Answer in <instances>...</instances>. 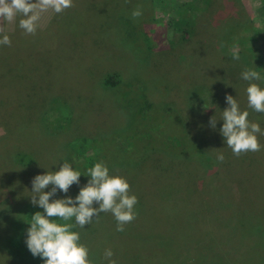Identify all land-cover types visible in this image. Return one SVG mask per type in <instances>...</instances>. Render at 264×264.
<instances>
[{"label": "rangeland", "instance_id": "rangeland-1", "mask_svg": "<svg viewBox=\"0 0 264 264\" xmlns=\"http://www.w3.org/2000/svg\"><path fill=\"white\" fill-rule=\"evenodd\" d=\"M145 1L73 0L62 13H41L34 35L19 27V14L3 22L0 35L15 37L0 50L9 47L13 56L26 47L20 34L34 46L0 57V264H44L29 257L19 236L43 211L31 203L33 178L65 161L82 174L80 184L51 199L75 198L101 161L138 198L137 216L123 232L111 212L75 225L91 264H110L108 249L115 264H264V230L254 232L264 228V135L257 134L260 151L237 157L220 132L226 95L244 105L250 83L264 89L242 79L259 58L228 47L231 29L255 19L261 1L231 2L233 13L219 0L180 45L167 23L150 21ZM137 8L142 15L133 19ZM256 43L253 53L264 56V39ZM224 48L232 54L227 62ZM259 118L248 115L264 131ZM81 137L96 141L91 164L69 149Z\"/></svg>", "mask_w": 264, "mask_h": 264}, {"label": "clouds", "instance_id": "clouds-1", "mask_svg": "<svg viewBox=\"0 0 264 264\" xmlns=\"http://www.w3.org/2000/svg\"><path fill=\"white\" fill-rule=\"evenodd\" d=\"M73 0H0V33L5 32L3 22L12 21L18 14L19 27L27 34H35L41 13L51 9L62 13L72 7ZM142 15L139 8L132 12V18ZM0 45H11L7 34L0 39ZM239 60V55L234 54ZM242 79L246 81L260 80L261 76L255 70H245ZM248 106L258 113H264V89L256 83L247 87ZM228 107L222 113L223 127L220 129L226 145L237 157L249 151L261 150L257 134L264 135L260 125L249 122L248 111H241L237 100L230 94L226 95ZM217 120L214 116L210 125L215 129ZM217 160L223 162L224 155L219 154ZM81 173L73 169V165L65 161L58 171L47 172L33 178L31 203L39 205L42 212L31 216V227L27 229L26 244L34 257H40L44 264H91L89 249L80 243V234L73 231L75 225L84 228L90 225L93 218L99 219L101 213L111 212L117 221V231L123 232L125 225L131 223L137 216L135 205L138 198L130 194V184L120 175H111L108 166L97 162L87 170L85 176L90 177L87 184L80 188L79 194L73 198L51 199L58 191L67 194L73 184H80ZM51 185V191H45ZM38 197V199H37ZM51 200V202H50ZM95 205H98L95 206ZM56 218L72 223H58ZM29 223V222H28ZM113 252L105 251V258L110 264Z\"/></svg>", "mask_w": 264, "mask_h": 264}, {"label": "trees", "instance_id": "trees-1", "mask_svg": "<svg viewBox=\"0 0 264 264\" xmlns=\"http://www.w3.org/2000/svg\"><path fill=\"white\" fill-rule=\"evenodd\" d=\"M218 1L219 0H148V1H145L146 4L145 6H143V9L147 10L148 12L153 13L152 18H150V21H160V22L167 23L169 27V34H172L175 38L177 36L178 39L181 40L180 43L177 45H180V44H183L184 42H187L189 39L194 37V35H196L197 30L199 29L200 24L202 22L203 14L206 11H208L210 8H212L215 5V3H218ZM237 1L240 2L239 0H226L225 2L226 8L228 10H232L231 12H233L235 10L234 5L237 8L236 6ZM260 1H261V7L255 19L252 18L248 23H246L245 21L246 25L244 26H241V27L237 26L231 29L230 35L233 37V41L230 44H228V47L229 46L243 47L245 48V50L249 52V54H253L252 55L253 60H257L259 58L256 65L252 66L251 70H255V71L260 70L257 72L260 73L261 79L256 80V81L264 85V74L261 72V70L264 68V56L263 55L256 56L255 53H253L255 49V45L257 44L256 41L258 42L259 38L264 39V0H260ZM231 2L234 5H232ZM231 23L232 22H229L227 24H231ZM140 33L142 37L144 38L145 42L149 43L150 41H148V38L144 35V33L142 31H140ZM247 33H249L250 36L248 37L245 36ZM17 36H20L21 38H23L25 42L24 46L26 45L27 46L24 48L21 47L19 50H16L17 52L13 56H11L12 54L8 53L9 47L7 49L3 48L0 50L1 58L9 59L8 57H11L10 59H12L14 58V56L18 57V55L24 52L25 48L29 49L30 47L34 46L33 42L30 41L25 35L20 34ZM10 37H15V35L9 36V38ZM170 41L175 43L174 40H170ZM249 41H253V42L251 43ZM248 43L250 44V46H248ZM227 48L226 49L224 48V51L222 52V55L224 56L223 60L225 62L229 61L230 56L232 55L227 50ZM27 61L26 59H19V62L22 64H26ZM262 71H264V69ZM108 84L110 85V78H109ZM207 89L208 87L207 88L205 87L202 89V93L199 98V102L201 104L205 103L206 101L207 92L205 95V91ZM211 92L215 93L216 91L212 89ZM15 94L19 95L20 93H15ZM217 101H218L217 99H213L212 101L213 108L211 107L210 109V112H211L210 117L212 118L214 116L215 119L217 117L213 115V112L218 108ZM243 103L244 105L238 104L241 107L244 106L240 108L241 111H245V110L248 111L250 116L254 119H255V116L257 115H259L261 118V119L259 118V120L262 121L264 119L262 117L264 116V113L262 114V113L256 112L254 109L248 106V102L246 101H243ZM225 104L227 105L226 100H225ZM148 114H150V111L148 112ZM216 120L218 121V119ZM71 144L73 145L72 146L73 148L70 147L69 149H71V151H73L75 155H78V154L81 156L84 155L85 160L89 164H91V162L93 161V158L92 156L89 155V153H90L91 146L96 145V141L90 140L89 138H86V137H81V138H77V140L76 139L73 140ZM73 221H74L73 218L69 221H63V220L56 218V222L58 223H72L73 225H75ZM28 228L29 227H24L21 235L19 236L21 239H27L26 237H27ZM72 230L79 232L76 226H74ZM262 230H264L263 227H261V229L254 230V232L262 231ZM24 233L26 234V237H24ZM259 237H264V234H260ZM17 243L19 245L18 240L15 241L16 247H17ZM21 247L23 248V250H25L23 257H26L28 255L27 253L28 251L26 250L28 249V247L26 248V246H23V245H21ZM31 254L32 253L29 252V257L32 259Z\"/></svg>", "mask_w": 264, "mask_h": 264}]
</instances>
